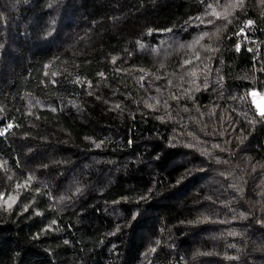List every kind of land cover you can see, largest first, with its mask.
I'll list each match as a JSON object with an SVG mask.
<instances>
[{
	"label": "trees",
	"instance_id": "obj_1",
	"mask_svg": "<svg viewBox=\"0 0 264 264\" xmlns=\"http://www.w3.org/2000/svg\"><path fill=\"white\" fill-rule=\"evenodd\" d=\"M251 89L264 0H0V264H264Z\"/></svg>",
	"mask_w": 264,
	"mask_h": 264
},
{
	"label": "rangeland",
	"instance_id": "obj_2",
	"mask_svg": "<svg viewBox=\"0 0 264 264\" xmlns=\"http://www.w3.org/2000/svg\"><path fill=\"white\" fill-rule=\"evenodd\" d=\"M253 92L257 93V95H251V93ZM248 97L250 103L257 112H260V109L264 108V92H259L258 90L251 89L248 92ZM14 198L15 195L13 193H9L7 195H0V203L7 206L14 200Z\"/></svg>",
	"mask_w": 264,
	"mask_h": 264
},
{
	"label": "snow or ice",
	"instance_id": "obj_3",
	"mask_svg": "<svg viewBox=\"0 0 264 264\" xmlns=\"http://www.w3.org/2000/svg\"><path fill=\"white\" fill-rule=\"evenodd\" d=\"M251 95L255 96V95H257V93L253 92V93H251ZM259 114L262 115V116H264V108H261L260 109V113Z\"/></svg>",
	"mask_w": 264,
	"mask_h": 264
},
{
	"label": "built area",
	"instance_id": "obj_4",
	"mask_svg": "<svg viewBox=\"0 0 264 264\" xmlns=\"http://www.w3.org/2000/svg\"><path fill=\"white\" fill-rule=\"evenodd\" d=\"M241 31H242V30H241ZM242 32H243V31H242ZM259 113H260V112H258V113H257V117H258L259 119H262V118H263V116H262V115H260Z\"/></svg>",
	"mask_w": 264,
	"mask_h": 264
}]
</instances>
